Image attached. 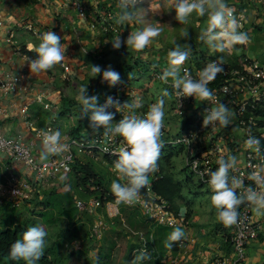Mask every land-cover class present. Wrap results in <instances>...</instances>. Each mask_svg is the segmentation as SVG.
Wrapping results in <instances>:
<instances>
[{
  "label": "built area",
  "instance_id": "1",
  "mask_svg": "<svg viewBox=\"0 0 264 264\" xmlns=\"http://www.w3.org/2000/svg\"><path fill=\"white\" fill-rule=\"evenodd\" d=\"M32 1L39 3L46 0ZM235 1L236 6L230 7L240 28L246 24L247 8L253 5L264 7V0ZM51 2L59 3V5L52 4L55 9L67 7L73 10L95 35L115 36L122 33L123 25L115 23L119 0H52ZM27 28L33 35L38 34V31L30 25H27ZM4 41L9 44L15 43L12 34H9ZM2 42L0 39V47ZM28 59L32 58L28 56ZM217 59L214 58L211 62ZM61 66L65 71L68 70L65 64L61 63ZM223 67L224 71L217 75L220 77L219 83L211 88L213 101H199L194 97L178 95L172 87L171 80L164 83L160 80L162 72L157 69L152 70V78L171 91L176 115L187 123V127L178 135L171 136L168 124L164 120L163 146L179 151L178 155L182 159L185 171L193 181L210 192L211 189L207 183L209 173L216 170L217 161L220 158L229 154L237 156L238 163L233 170H230L229 175L241 179L244 187H257L249 176L254 166L264 164V62L246 60L241 66L233 67L224 61ZM185 72L192 76L190 70L182 66L181 74ZM130 79L131 76L128 77L124 72L120 73V82L115 86H107L100 104H103L108 96L120 102L127 100L129 103L137 99L138 92L131 87ZM16 87V79L9 74L4 77L0 75V92L6 94L15 90ZM216 100L227 104L234 112L232 122L237 130L235 133L225 134L224 127L218 123L208 127L202 125L203 116L206 114L205 109L214 107ZM25 110L26 107H22L21 112L24 113ZM108 111L114 113V122H118L123 116L129 114L127 110L116 111L115 108H109ZM133 111L139 116L147 112L142 107ZM2 113L3 109L0 108V115ZM48 128L56 129L52 125L32 128L33 135L42 143V132ZM102 133L103 129L93 131L89 128L80 132L78 136L66 137V142L70 145L69 152L60 156H50L41 162L31 144L19 137H7L0 132V167L4 166L7 171L5 181L0 179V203L6 199L19 207L21 202L32 197L38 186L47 184L50 179L58 175L68 174L79 154L94 158L102 166H107L116 179L112 165L118 159V151L123 142L118 136L110 139ZM249 134L261 141L259 156L254 151L244 148V140ZM17 164L25 168L28 176L31 177L30 180L23 178L15 171L14 165ZM161 176V168L157 164V170L149 174L148 185L141 190L140 201L132 205H118L114 197L107 198V193H101L102 185L95 184V180L90 177L86 183L88 191L85 192L86 196L74 198V206L80 217L88 215L91 218L88 239H101L110 225H113L114 220L121 217L120 207L122 206L139 211L145 220L154 224L186 228L188 220L185 212L180 208L174 210L168 200L152 191V184ZM236 191L239 195L243 189L238 188ZM238 211L240 213L238 225L225 227L224 233V237L231 246V254L216 257L213 264H244L248 245L259 236L260 226L255 219L254 209L245 203L239 207ZM190 241L194 242V238ZM177 262L175 258L170 260V264H177Z\"/></svg>",
  "mask_w": 264,
  "mask_h": 264
},
{
  "label": "crops",
  "instance_id": "2",
  "mask_svg": "<svg viewBox=\"0 0 264 264\" xmlns=\"http://www.w3.org/2000/svg\"><path fill=\"white\" fill-rule=\"evenodd\" d=\"M51 1L35 3L32 0H0V39L3 41L0 47V75L4 77L9 74L16 79L17 83L15 90L6 94L0 92V108L3 109V113L0 115V132L7 137H19L24 142L31 144L38 157L42 143L33 135L32 128L52 125L56 129H60L65 137L78 136L80 132L91 128L87 116L80 118V105L76 100L77 91L80 86L87 85L89 94L98 95L100 103L108 84L102 82L99 76L91 78L90 66L100 64L103 69L111 65L117 71L125 63L136 61V66L129 69L130 71L135 69L137 73L147 71L150 74V81L137 91V98L141 101V107L146 110L160 99L162 91L167 89L153 78L151 79L153 69L162 72L168 67V57L165 50H162L161 53L151 52L152 49L149 50V46L142 51L128 47L113 49L111 41L114 36L95 35L93 33L91 36L81 30L82 27H86L82 21H78L81 26L76 23V14L73 10H62L63 8L60 7L55 9ZM226 3L234 7L237 4L235 0H226ZM27 25L36 29L38 34L33 35L28 30ZM129 29H131L130 23L123 25L122 38H126L129 32H132ZM50 30L61 36V42L67 47L66 58L62 63L67 66L68 70L65 71L60 64L46 72L31 73L25 60L28 55L24 53L23 49L35 52L29 46L38 45L40 36ZM239 30L248 34L247 43L236 45L234 51L225 52H214L210 47L197 48L191 52L183 65L186 66L187 63L189 66L192 65L195 75L198 76L199 71L214 58L223 57V60L233 67L241 66L246 60L264 62V7L253 5L247 8L246 24ZM9 34H12L15 43L9 44L4 41ZM202 53L205 55L202 56ZM129 70L122 72H130ZM100 83L104 84L106 88L97 90L96 87ZM167 91L171 99L163 97L165 99L164 120L168 124L169 135L176 136L187 127V123L176 115L171 91L169 89ZM22 107H26L24 113L21 112ZM79 123L81 124L80 128L74 132ZM223 131L225 134H231L237 130L231 122L228 127L223 128ZM78 161L86 162L79 158ZM182 168L184 169L183 164ZM14 169L23 178L31 179L21 165H14ZM61 175L67 176V174ZM6 176V169L4 166L0 167L1 181L4 182ZM185 182H192L197 187L193 191L195 194L202 187L199 184L196 185L197 183L195 184L192 178ZM104 184V188H108L110 185ZM45 186L46 184L38 186L36 192H40V189ZM179 208L185 212L188 225L183 228L185 236L176 251H170L164 246V252L161 253L160 242L156 241L154 234L149 229L144 231L142 235L144 238L142 246L136 235L131 238L126 236L128 240L136 243L133 253L151 247L158 254L159 264H170L171 258H175L178 261L177 264H213L216 257L231 254V246L224 237L225 226L217 219L213 220L214 215L210 206L207 208L205 202L200 203L199 210L202 213L199 214H196L187 202L185 206H179ZM135 211L137 215L138 212ZM76 216L80 222L85 218L88 219L90 226L91 218L88 215L80 217L76 210ZM254 216L259 223L260 232L258 238L248 245L244 264H264V214H257L254 210ZM137 220L135 224H137ZM211 220L214 221V224L210 223ZM116 221L117 219L114 220L113 225H110L108 232L116 229ZM145 232H148L147 236ZM103 236L99 239L102 240L103 247H109L116 239L113 233L105 235L104 238ZM191 238H194V242L190 241ZM78 242L80 243L79 240ZM84 242L88 241L84 239ZM116 245L118 247V244ZM97 249H95L96 252ZM119 253L118 257L122 252Z\"/></svg>",
  "mask_w": 264,
  "mask_h": 264
},
{
  "label": "clouds",
  "instance_id": "3",
  "mask_svg": "<svg viewBox=\"0 0 264 264\" xmlns=\"http://www.w3.org/2000/svg\"><path fill=\"white\" fill-rule=\"evenodd\" d=\"M144 3V0H119L117 4L115 23L127 25L136 19V10ZM174 19L180 24H187L190 16L195 13L199 16H207V24L202 29L199 39L208 44L214 52L234 51L235 46L245 44L249 37L246 32L240 31V25L233 13V9L226 0H172ZM159 23L150 24L143 29H137L122 38L117 34L111 41L113 49L128 47L136 51H142L161 34ZM183 38L187 39L189 33L185 30ZM38 45H30L36 56L28 59V69L31 73H41L53 69L66 58L65 45L61 42V36L54 31H46L40 36ZM175 43V42H174ZM191 46L187 43H175L168 53V67L160 76L164 83L172 82L176 93L182 97H194L199 101H213V92L209 83L214 81L218 74L224 71L223 57L206 64L198 73L197 78L190 74H181L185 61L191 55ZM91 78L100 77L102 82L109 86H115L120 82V74L111 65L103 69L99 65L90 66ZM171 96L164 89L161 98L151 104L143 116L136 115L133 111L142 106L137 98L129 103L127 100L120 102L112 96H108L103 104L99 103V96L88 92V86H80L76 100L80 105V118L85 116L90 121L93 131L103 129V135L108 138L120 137L122 145L118 151V159L113 162L112 171L116 179L110 183V192L116 203L132 205L141 199V190L149 183V174L157 170V161L160 158L162 142V129L165 119V99ZM215 106L205 109L202 125L219 124L228 127L234 118V112L225 103L214 101ZM109 108L127 110L128 115L123 116L118 122H114V113ZM244 148L254 151L258 156L261 153V141L249 134L244 140ZM70 150L66 137L60 129L48 128L42 132V147L39 151V160H47L50 156H60ZM238 163L236 155L229 154L217 161L218 167L209 173L207 181L212 195L210 204L215 209L217 220L225 227L238 225L242 204L250 205L257 214H264V164L254 166L249 176L256 188L244 187L243 181L236 176H230ZM60 181L67 190L71 185L65 183L67 177L61 175ZM243 191L238 195L236 189ZM259 189V190H258ZM145 206L147 204L145 203ZM48 232L41 224H35L26 228L20 237L10 245L9 259L23 261L24 264H38L44 256L47 246ZM185 232L181 227H174L169 233L165 247L171 249L174 243L181 241ZM150 253L141 249L134 255L129 264H143L149 260Z\"/></svg>",
  "mask_w": 264,
  "mask_h": 264
},
{
  "label": "rangeland",
  "instance_id": "4",
  "mask_svg": "<svg viewBox=\"0 0 264 264\" xmlns=\"http://www.w3.org/2000/svg\"><path fill=\"white\" fill-rule=\"evenodd\" d=\"M51 4H58V2H51ZM69 8H63L62 10H66ZM72 11V10H71ZM175 12L173 10L172 6V0H144V3L137 8L136 10V19L133 22H130L131 29L130 31H135L137 29H143L145 26L150 24H156L159 23L158 27L161 29V34L155 38L152 43L149 45V50L156 51L158 53H161L162 50H165L166 53L175 46V43L179 44H189L191 46V49L193 50L197 48H204L209 47L207 43L201 41L199 39L200 33L202 29L207 24V16H199L195 13H193L190 18L189 22L187 24H180L175 19ZM78 19V20H77ZM76 23L79 24L78 21L81 22V20L76 15ZM80 25V24H79ZM81 26V25H80ZM85 26V25H84ZM81 30H84L85 32L92 34L91 31L88 29V27H82ZM187 30L189 33V37L187 39L183 38L182 33ZM131 33V32H129ZM92 36V35H91ZM175 42V43H174ZM147 48V47H146ZM148 50V49H147ZM167 55V54H166ZM205 55V54H204ZM202 53V56H204ZM207 57V56H205ZM186 64V68H188L194 78H197V75H195V72L193 71V66ZM100 66V64H97ZM192 66V67H191ZM130 71V70H129ZM126 75H130L133 77L130 79V85L133 89L136 91L140 90L142 86L146 85L150 81L149 72L144 71L143 73H137L135 69L131 70L130 72H126ZM152 79V77H151ZM99 88L105 89V85L100 83L97 85L96 89ZM179 151L174 154L172 157V171L174 175L176 176V179L181 182V188H182V194H183V200L180 201L179 206H185L186 202L192 206L193 211L196 214H199L201 211L199 210L200 203L206 204V207H211V210L213 211V220L215 221L216 214L215 210L212 208L210 204V197L212 193L206 190L204 187H200L198 190V193L195 194L193 191L197 189L196 186L192 182H185L183 178L185 177V170L182 168V159L178 155ZM78 158L82 161H86L89 163V165L92 167L94 171L100 175L104 185L110 184L113 180V175L109 172V169L107 166L100 165L99 161L95 160L94 158L84 156L83 154H79ZM67 181L65 183H68L71 185V190H67L65 188L64 183L60 181L59 177L52 178L48 181L46 186L43 189H40V192H35L31 198L28 199L29 202H21L19 207H16L15 215H16V221H21L22 223L28 222L32 225L35 224H41L45 227L46 231L48 232V236L46 238L47 244H50L51 242H55V245L53 246L54 250L56 251L57 255L60 256L65 251H69L70 249L67 248L62 240H59L55 235L60 230L66 226L70 227V221L67 217V214L64 212H60V207H67L70 211H68V214H72L75 212L74 206V198L80 197L84 198L86 194L82 191L81 187L77 188L74 185V180L72 175L69 173L67 174ZM185 179V178H184ZM196 184V182H194ZM48 185V186H47ZM198 185V184H196ZM42 190V191H41ZM54 190L56 194L51 195L50 202L53 203V206H51L48 210H44L42 205L39 203L40 201H45L47 199V196H49V191ZM35 197V198H34ZM46 197V198H45ZM182 202H184L182 204ZM46 212L47 216L41 217L39 215V212ZM138 214L139 211H137ZM202 213V212H201ZM134 215L137 220V224H132L133 222H127L126 219H123L121 222L123 224L118 225V228H122L121 232L127 236V238L133 237V235H136L139 238V243L144 244V238L143 234L144 231H148L149 229L154 234L156 241L158 243L160 242L159 248L162 249V252H164V244L169 233L173 230L174 227H167V226H161L156 225L153 222L147 221L143 218V216L140 215ZM212 215V213H210ZM211 220L210 223L214 224V221ZM209 223V224H210ZM78 225H81V232L80 236H84L85 240L88 242L85 243V246L90 247V245H96V247L90 249L87 253L88 258H93L96 252L95 249L98 248L100 245L102 246V240L100 241H94L91 239H88L87 235L89 233V220L84 219L82 222L78 220ZM154 230V231H153ZM184 230V229H183ZM111 232H105L104 236L107 234H110ZM103 236V238H104ZM116 239H114V243L118 244L119 239L117 238V235L115 234ZM143 238V239H142ZM100 244V245H99ZM99 245V246H98ZM81 246V243L78 242V239L73 242L72 247ZM115 252L117 255L120 253V248L116 246ZM115 264H124L121 262V259L119 258L118 262H115Z\"/></svg>",
  "mask_w": 264,
  "mask_h": 264
},
{
  "label": "trees",
  "instance_id": "5",
  "mask_svg": "<svg viewBox=\"0 0 264 264\" xmlns=\"http://www.w3.org/2000/svg\"><path fill=\"white\" fill-rule=\"evenodd\" d=\"M23 50L24 53H26L29 57H31L32 59L35 58V52L27 51L26 49ZM135 66L136 61H133L132 63H125V65H123L120 70H117V72H119L120 74L122 73V71L132 69ZM219 81L220 77L217 76L214 81L209 83V88H213V86L219 83ZM80 125L81 124L79 123V125L74 129V132L78 131ZM175 153L176 151H174V149L171 147H162L160 158L157 161V164H159L161 167L162 176L152 184V191L168 200L173 209L177 210L179 208L180 201L183 200V194L181 182L175 178L171 168V159ZM69 174L73 177L75 187H81L84 193L88 192L86 189V183L90 177L95 180V184L102 185L103 187L102 179L87 162H80L78 161V159H76L72 164ZM190 179L191 176L186 172L185 181ZM48 193L49 196L46 195L47 199L45 201L39 202L42 205L41 207H43L45 211L53 206V203L50 202V199L52 194H56L54 190H51ZM101 193H107V198H113V195L110 192V185L108 188L103 187V192ZM23 202L29 201L27 199ZM73 207L75 208V206ZM120 209L122 220L126 219L127 222H133L132 224L136 223V217H134V215H136V211L134 209H130L128 207H121ZM15 211L16 206L11 201L2 200V202L0 203V264H24L23 261L10 260L8 255L10 245L14 242V240L20 237V235L26 230L27 227L31 226V224L28 222H17ZM45 211L39 212V215L41 217L47 216V213ZM59 211L66 213L67 217L71 221L70 227L68 228L64 226L60 230L61 232L57 233L55 237H57L59 240H62L63 242L65 241V246L70 250L65 251L63 254L58 256L53 248L56 241L51 242L50 244H47L44 256L41 258L38 264H115V262H118L119 258L124 264H129V262L133 260L135 253H138H133L136 248V243L128 240L125 234L121 232L122 228H118V225L123 224L121 222V217H118L116 221V229H114L111 233H113V235L116 234L117 238L119 239L118 247L120 248V252H122L120 255L121 257H118V255L115 253L117 252L114 251L117 245L113 241V243L109 245V247H98L95 256L93 258H88L87 252L89 251V248L92 249L96 247V245L93 244L90 245V247L85 246V238L84 236H80L82 228L81 225L77 224L79 219L76 216V211L72 214H68V211L70 210L67 207H60ZM145 235L147 236L148 232H145ZM77 239L80 241L81 246L73 248L72 244ZM180 242L181 241L174 243L171 249H166L174 252L178 249ZM147 248V251L150 253L151 258L144 261L143 264H159V257L156 251H154L151 247Z\"/></svg>",
  "mask_w": 264,
  "mask_h": 264
}]
</instances>
